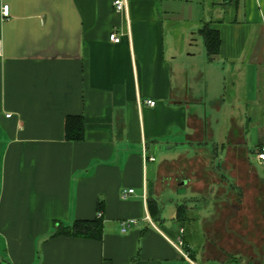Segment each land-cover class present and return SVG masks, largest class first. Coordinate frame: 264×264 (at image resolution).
I'll return each mask as SVG.
<instances>
[{
  "label": "crops",
  "instance_id": "crops-1",
  "mask_svg": "<svg viewBox=\"0 0 264 264\" xmlns=\"http://www.w3.org/2000/svg\"><path fill=\"white\" fill-rule=\"evenodd\" d=\"M128 2L118 12L114 0H0V264L245 263L186 243L177 212L247 192V122L264 114L249 93L264 85V0ZM206 23L221 37L213 59ZM69 115L84 118L83 140L67 139ZM261 144L264 131L249 150L262 165ZM166 192L184 201L165 215ZM97 217L101 240L55 234Z\"/></svg>",
  "mask_w": 264,
  "mask_h": 264
},
{
  "label": "rangeland",
  "instance_id": "rangeland-1",
  "mask_svg": "<svg viewBox=\"0 0 264 264\" xmlns=\"http://www.w3.org/2000/svg\"><path fill=\"white\" fill-rule=\"evenodd\" d=\"M261 87L260 92L249 89V93L257 97L259 100L257 105L262 106L264 85ZM208 93L212 96L211 89ZM220 100L224 102L220 117L221 120H224L225 111L232 108L228 103L233 99L227 92L221 96ZM259 109L263 110V107H259ZM221 125L227 124L221 123ZM263 131L264 114L260 112L251 123L247 122V192H243V187H236L235 197L229 201L211 203L214 198L207 196L206 200H212L211 202H207L205 199L199 203L188 200L187 205L182 204L184 213L177 214L179 219L177 223L184 229L186 243L191 244L194 248L207 245L206 248L214 254H223V251L230 252L232 256H237L243 263L245 262L244 264H264V164L261 165L255 160L253 153L249 152L252 147L257 146ZM206 145L210 150L215 148L213 142ZM155 155L158 163H161L165 158L163 150H159ZM250 164L258 176L250 169ZM238 176L240 178L238 182L243 183L245 177L241 174ZM214 187L211 190L215 189ZM207 195H211V193L209 192ZM180 196L181 194L167 192L162 196L165 215L173 210L175 202L179 199H181V203L184 201ZM230 205L238 206L237 212H234L229 207ZM191 207L193 210L188 217L186 212H189ZM193 212L196 214L193 215ZM2 253L3 243L0 239V255Z\"/></svg>",
  "mask_w": 264,
  "mask_h": 264
},
{
  "label": "trees",
  "instance_id": "trees-1",
  "mask_svg": "<svg viewBox=\"0 0 264 264\" xmlns=\"http://www.w3.org/2000/svg\"><path fill=\"white\" fill-rule=\"evenodd\" d=\"M203 36L206 52L209 59H213L220 51L221 37L219 30L206 23L200 30ZM85 135V120L82 116L69 115L66 119V136L71 141H81ZM184 206L178 207L177 214L184 213ZM157 209V206L155 208ZM159 212V210H158ZM153 214V213H152ZM104 225L100 217L95 219L76 220L73 224L60 225L55 234L71 235L83 238L101 240L103 237Z\"/></svg>",
  "mask_w": 264,
  "mask_h": 264
},
{
  "label": "built area",
  "instance_id": "built-area-1",
  "mask_svg": "<svg viewBox=\"0 0 264 264\" xmlns=\"http://www.w3.org/2000/svg\"><path fill=\"white\" fill-rule=\"evenodd\" d=\"M114 7H115L116 11H118V12H128V10H129V2H128V0H114ZM2 14H3L4 17H9V15H10V7H9V5H4L2 7ZM124 34H125L124 32L118 33L116 31H114V32L111 33L110 39L112 41H114V42H120ZM146 103L148 105L154 106L156 104V101L153 100V99H148V100H146ZM10 115L11 114H7L8 117ZM254 153L257 156L258 160L260 162L264 163V144H261L260 146H258L254 150ZM145 160L154 161L155 160V156H153V155H150V156L145 155ZM133 192H134L133 188L125 189L122 192V197L123 198H127ZM130 223H136V219L130 220L128 222V225ZM124 230H126V228H124ZM183 244H184V241H183L182 236H178L177 245L181 246Z\"/></svg>",
  "mask_w": 264,
  "mask_h": 264
},
{
  "label": "water",
  "instance_id": "water-1",
  "mask_svg": "<svg viewBox=\"0 0 264 264\" xmlns=\"http://www.w3.org/2000/svg\"><path fill=\"white\" fill-rule=\"evenodd\" d=\"M232 209H233L234 212H236L237 211V206L233 207Z\"/></svg>",
  "mask_w": 264,
  "mask_h": 264
}]
</instances>
